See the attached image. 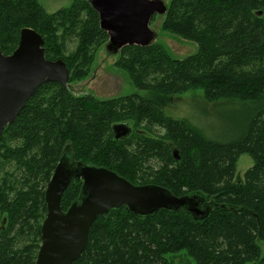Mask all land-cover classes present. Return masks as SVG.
<instances>
[{"label":"trees","instance_id":"trees-1","mask_svg":"<svg viewBox=\"0 0 264 264\" xmlns=\"http://www.w3.org/2000/svg\"><path fill=\"white\" fill-rule=\"evenodd\" d=\"M161 26L194 42L196 51L177 59L155 40L123 47L115 61L150 97L74 96L49 82L3 129L0 167L13 163L17 171L0 186V264H34L46 214L44 190L65 148L73 162L108 168L133 184H158L176 196L200 193L227 207L201 221L164 209L145 217L112 209L94 220L71 264H167L165 256L180 251L196 264H264L258 245L264 241V107L229 142L208 139L164 113L171 96L189 90L200 89L208 102L264 95V0H170ZM24 27L43 37L47 59L65 62L67 84L84 74L81 66L108 40L87 0H72L53 13L38 0H0V38L17 45ZM68 39L77 44L72 57L62 54ZM124 122L131 133L117 140L112 126ZM244 153L253 165L237 180L236 162ZM131 174L155 179L136 183ZM80 190L81 181L71 179L63 211Z\"/></svg>","mask_w":264,"mask_h":264},{"label":"water","instance_id":"water-1","mask_svg":"<svg viewBox=\"0 0 264 264\" xmlns=\"http://www.w3.org/2000/svg\"><path fill=\"white\" fill-rule=\"evenodd\" d=\"M97 12L100 28L106 32L108 54L125 46H147L156 34L150 21L167 10L161 0H87ZM69 70L62 59L45 57L43 37L34 29L19 32L16 48L9 55L0 51V140L3 129L14 121L27 100L45 83L67 86ZM115 139L131 133L128 123L112 126ZM173 155L178 159V152ZM81 181L79 197L63 211L62 194L71 179ZM239 180V179H238ZM46 214L40 226V245L34 264H71L84 250L89 229L98 216L124 208L137 217L160 209L181 212L194 221L204 220L213 209H226L200 193L174 195L154 184H133L101 166L73 162L65 148L44 190Z\"/></svg>","mask_w":264,"mask_h":264},{"label":"rangeland","instance_id":"rangeland-1","mask_svg":"<svg viewBox=\"0 0 264 264\" xmlns=\"http://www.w3.org/2000/svg\"><path fill=\"white\" fill-rule=\"evenodd\" d=\"M168 5L170 0H161ZM48 13H53L62 7L68 6L72 0H38ZM150 21V28L156 34V41L163 44L168 52L177 59H181L196 51V44L162 30L164 15H154ZM61 30L57 33L60 35ZM0 44L5 54H11L16 48L6 38ZM62 54L72 57L77 47L74 39L63 40ZM107 42V41H106ZM106 42L99 45L87 66L82 65L85 71L79 78L68 82L67 88L74 96L91 94L100 99L139 94L150 97L151 91L136 89L128 75L115 66L117 54H108ZM18 43V42H17ZM264 107V95L259 99L241 102L238 100H219L208 102L200 89L189 90L185 93L171 96L164 106V113L175 119L183 120L186 124L199 131L208 139L218 142H229L237 139L246 129L250 119L256 111ZM253 165V159L246 153L240 155L235 166V177L240 180L247 169ZM17 171L14 164L3 163L0 167V186L4 178H12ZM136 183L152 182L155 177L143 178L138 174H131ZM1 224V222H0ZM260 258L264 257V241L258 243ZM167 264H196V261L185 251L169 253L166 256Z\"/></svg>","mask_w":264,"mask_h":264},{"label":"bare ground","instance_id":"bare-ground-1","mask_svg":"<svg viewBox=\"0 0 264 264\" xmlns=\"http://www.w3.org/2000/svg\"><path fill=\"white\" fill-rule=\"evenodd\" d=\"M156 15H157V14H156ZM174 151H177V150L174 149V150L172 151V155H173V152H174ZM173 157H174V155H173ZM174 158H175V157H174ZM178 158H179V157H178ZM175 159H176V158H175ZM176 160H177V159H176ZM149 184H154V183H149ZM154 185H158V184H154ZM159 186H160V185H159Z\"/></svg>","mask_w":264,"mask_h":264},{"label":"flooded vegetation","instance_id":"flooded-vegetation-1","mask_svg":"<svg viewBox=\"0 0 264 264\" xmlns=\"http://www.w3.org/2000/svg\"><path fill=\"white\" fill-rule=\"evenodd\" d=\"M4 54V53H3ZM4 55H9V54H4ZM68 85V84H67ZM67 87V86H66ZM131 127V126H130Z\"/></svg>","mask_w":264,"mask_h":264}]
</instances>
